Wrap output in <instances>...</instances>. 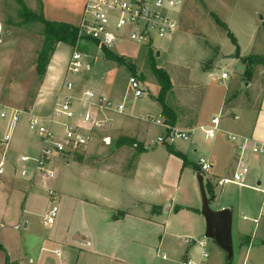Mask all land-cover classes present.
Wrapping results in <instances>:
<instances>
[{"label": "rangeland", "instance_id": "1", "mask_svg": "<svg viewBox=\"0 0 264 264\" xmlns=\"http://www.w3.org/2000/svg\"><path fill=\"white\" fill-rule=\"evenodd\" d=\"M22 5L35 14H43L41 0H0V103L30 113L28 109H33L43 96L53 94V88L47 91L46 80L50 78L49 72L53 74L56 71V78L58 73L53 68V55L45 78L42 80L38 76L36 61L43 43L44 28L39 23L24 22ZM177 19L178 29L172 39L156 38L151 45L124 40L109 49L119 56L133 59L137 65V74L130 73L124 66L109 60L100 45L90 42L76 47L66 45L69 47L66 49L69 54L68 63L72 54L78 51L85 56L88 66L81 75L69 76L76 85L77 95H81L85 90H93L114 96L119 101L125 100L126 113L132 114V117L117 114L112 124L123 120L124 125L131 129L135 122L146 125L150 128L148 142L157 140L159 126L154 121L161 119V106L157 100L161 84L156 69L166 72L172 82L167 103L179 116V129L184 130L183 128L191 126L196 119H209L217 113L218 106L215 102L218 98L221 100L224 97L229 101L237 99L242 108L254 107L259 110L262 105L264 0H185ZM218 20L235 36L237 45L232 42ZM233 55L236 57L231 58ZM250 56L258 57L259 61L250 66L252 73L246 74L244 59ZM224 73L228 75L227 78H222ZM132 77L141 81L144 95L140 99L129 95V81ZM67 78L66 67L64 77L58 82L62 84L61 90ZM58 80L59 78L56 82ZM224 114L233 115L230 110H224ZM28 119L27 114H22L20 122L12 131L7 122L0 123V141L5 134H12L11 146L6 156L5 174L0 176V234L4 246V249H0V264H61L65 258L60 244L61 237L67 229L74 226L77 197L87 203H96L99 201L98 197L104 195L113 200L117 209H126L135 205L133 202L138 200L135 192L140 191L146 193L143 195L150 202L173 205L170 214L166 216L170 221V230L164 237L162 250L167 259L160 258L156 264H185L187 256L197 263L219 264L223 259L225 264H229L227 254L213 240L206 239L204 235L198 236L197 232L195 234L191 229L190 220L193 218H200L202 227L205 229L206 226L201 215L202 195L197 172L184 165L176 169L175 160L169 157L167 146L158 143L140 154L137 165L141 169V175L136 182L124 176L105 179L100 167L92 166L101 161L99 157L103 159V156L93 152V148L103 147L99 141L100 133L97 132L94 133L89 148L86 147L89 143L77 147L70 156V163L81 173L79 179L68 183L67 162L55 158L52 166L56 171V178L40 184L41 178H33L34 163L21 162L23 155L38 156L41 147L38 136L29 130ZM52 129L59 135L65 133L59 124H53ZM122 137L130 138L144 148L148 143H140L125 133L119 135L113 144L111 141L104 160L112 159L113 162L129 166L135 161L137 149L133 146L118 148L116 142ZM189 144L188 141H179L175 145L177 147ZM210 144L211 141H206L202 136L201 147H209ZM198 156L200 151L196 158L191 153L188 160L195 162ZM175 158L184 161L178 156ZM21 167L32 170L31 178L25 179L20 175ZM174 167L175 176L171 177L169 182L178 185L179 189L162 187V182L167 183L168 173ZM164 171L167 173L165 179ZM124 172L130 173L127 169ZM224 176L232 178L233 170L228 169ZM49 185L55 191L54 197L49 194ZM67 193L72 194L75 200L66 197L69 196ZM215 195L216 201H212L210 205L213 210L223 205L233 210L232 264H242L237 240L238 228L242 224L250 226V223L243 221L245 212L242 204L245 200L257 201L258 195L233 184L216 185ZM208 196L211 197L209 191ZM183 205L199 209V215L190 211L181 215L184 221L189 223L187 226L180 222L179 218L182 217L176 215V208ZM54 206L58 208V215L54 224L49 226L45 223V217ZM26 222L29 223L28 229L24 228ZM16 226H20V229L16 230ZM191 230L192 234H188ZM200 240L206 241L210 258L202 257V249L198 246ZM43 247L48 250L43 252ZM55 250L61 251V255H56ZM247 264H254L253 258Z\"/></svg>", "mask_w": 264, "mask_h": 264}, {"label": "crops", "instance_id": "2", "mask_svg": "<svg viewBox=\"0 0 264 264\" xmlns=\"http://www.w3.org/2000/svg\"><path fill=\"white\" fill-rule=\"evenodd\" d=\"M41 1H43V15L45 19L48 21L63 22L74 26H79L81 23L87 2V0ZM68 48L69 47L65 44L58 45L54 54L53 68L57 70V78H59V80L56 82V71L53 74L49 72L48 76L50 78L46 80V88H48L47 91L53 88V94L45 95L37 101L33 109L28 113V117H30L31 114L46 117L53 111L55 99L62 87V84H58V82L60 81V78L64 77L69 60V54H67L66 50ZM111 97L115 99L114 96ZM215 104L218 106L216 107L217 113L213 114L209 119H196L191 126L183 128L184 130H193L200 126H211L212 119L220 117L221 131L218 133L217 137L212 140H206L204 138L206 141H211L210 146L205 148L201 147L203 134L201 131L197 130L193 138L188 141L190 143L189 145H179L177 147L176 145L171 146L176 154L172 153L168 148L169 157L175 160L176 169L181 165H184V161L175 157L178 156L182 159H186L188 165L184 166L190 169L193 168L197 172V175L199 173L195 168H199V158H206L213 163L212 171L204 176L205 184L206 182L210 183L214 188V195H211V197L214 196L212 201H216V185H237L235 183H228L225 185L219 184L223 179H230L229 177L224 176L228 169L233 170L234 173L238 168L240 159L249 165L250 173L245 184L237 186L256 193L258 199L257 201H243L242 209L245 212L243 221L250 223V226L242 224L238 228L237 240L241 251L242 264H247L252 258L254 264H264V215L260 216L262 205L261 188L264 180L262 171L263 163L249 151L244 152L241 157V151L238 149L239 143H234L229 138L230 134H234L240 137H250L257 142L264 143V95L259 110L254 109V107L242 108L239 106L237 99L229 101L224 97L221 100L218 98ZM224 110H230L233 115L224 114ZM159 113L160 118L165 121V117L162 116V108H160ZM127 115L132 117V114L127 113L126 116ZM233 116H237L239 119L236 120ZM140 120L142 121L141 118ZM179 122L180 119L178 116L177 124ZM177 124L175 127H177ZM133 126V129H131L124 125L123 120H120L100 132L101 137L99 141H101L103 147L98 149H95V147L93 148V152L95 151L98 156H103V159L102 157H99V160L101 159V161L96 162L92 166L97 168L100 167L103 172L102 174L106 177L105 179H116L118 176H124L130 177L132 178V181L136 182L140 177L141 169L139 168V165H137L140 154L137 155L134 163L129 166L113 162L112 159L104 160V158H106L105 155L107 150L110 149V145L103 143L105 137H110L112 141L111 144H113V141H116L119 135L125 133V135L127 134L132 138H136L140 143H149L148 136H150V128L146 125L142 126L139 122H135ZM158 131L159 135L163 133V129L160 127L158 128ZM198 133L201 135L197 136ZM90 144L91 143L86 147L89 148ZM92 146L93 145H91V147ZM165 146L169 147L168 145ZM199 151L200 156H198L195 162L188 160L191 153L196 158ZM70 156L71 154H67L60 158L67 162L66 177L68 183L74 182V179H79L81 177L79 170L74 168L73 164L70 163ZM126 169L129 170V174L124 172ZM31 173L32 170L30 171L26 167L20 168V175L25 179L31 178ZM166 175L167 173L164 171V179ZM250 175H252V178H250ZM173 176H175V167L173 170L169 171L167 183L163 181L162 187L168 186L169 188L174 187L176 190L179 189L178 185H173L169 182ZM43 181L44 180H42L40 184H43ZM51 190L53 189L51 188ZM143 194L146 193L144 191L135 192V197L138 199L137 202H133L135 205L126 209H117V206L113 205V200L104 195H100L97 199L99 201H96V203H87L80 197H77L76 206L74 207V226L67 229L61 237L60 244L65 253V258L61 261V264H156L157 260L160 258L166 260V253H162L164 237L170 230V221L166 216L170 214L173 205L150 202L145 199ZM67 195L69 196L66 197L75 200L72 194L67 193ZM212 201L210 202V205ZM180 207H182V209L176 211L178 212L176 215L182 217L179 219L184 226L189 224L186 223L183 216H181L184 215L186 211H190L194 215H199V209L197 207H188L186 205ZM224 208H229V206L223 205L218 207L217 210ZM231 211L233 213L232 209ZM256 220H258V222H255ZM190 221H192L191 229L195 231V234L197 232L198 236L205 235L204 232L206 231V226L205 229L202 227L200 218H193ZM28 227L29 223L26 222L24 228L28 229ZM190 232L191 233L188 232V234H192V230ZM245 238L246 243L243 244ZM183 239L187 240L186 238ZM2 240L3 237L0 234V249H4ZM254 241L259 243L255 244ZM47 250V247L42 248L43 252H46ZM55 252L56 255H61V251L55 250ZM164 255H166V258H164ZM208 258H210V255ZM187 259L192 260L188 256L186 260ZM185 264H187V262ZM193 264L205 263H197L193 261ZM219 264H225L223 259Z\"/></svg>", "mask_w": 264, "mask_h": 264}, {"label": "built area", "instance_id": "3", "mask_svg": "<svg viewBox=\"0 0 264 264\" xmlns=\"http://www.w3.org/2000/svg\"><path fill=\"white\" fill-rule=\"evenodd\" d=\"M184 2L185 0H87L79 24L80 36L97 41L100 46L108 49L114 48L124 40L143 45H151L156 38L169 40L177 32V15ZM87 68L85 56L78 51L74 52L67 66L68 78L55 99L51 114L46 117L31 114L28 119L29 130L35 133L41 142L38 156L21 157L22 163H34L33 178L39 177L44 181L55 179L57 174L52 166L55 158L72 154L77 147L86 146L92 140L94 133H100L112 125L115 115L127 114L125 100L119 101L93 90H85L81 95H77L76 85L69 76L77 77ZM227 77L226 73L222 75V78ZM129 95L134 99H140L144 95L141 81L135 77L129 81ZM22 114L28 115L0 103V123L7 122L11 131L20 122ZM233 118L239 119L237 116ZM154 123L163 129V133L157 137V140H152L145 146L147 150L158 143L175 145L179 141H190L197 130L202 132L206 140L216 138L221 131L220 117L213 118L211 126H200L193 130L179 129L161 119H156ZM53 124L61 125L65 133L59 135L54 132ZM229 138L232 142L239 143L241 157L244 152L249 151L263 163L264 176V143L234 134H230ZM11 141V133L5 134L0 141V176L5 174L6 156ZM103 141L109 145L111 138L105 137ZM198 165L204 176L213 169V163L206 158H200ZM249 173V165L240 159L232 178L223 179L219 184L244 185ZM262 183L260 216L264 214V180ZM49 194L51 197L55 196V192L51 189ZM57 215L58 208L54 206L46 215L45 223L53 225ZM15 228L19 230L20 226ZM198 246L202 249V257L208 258L210 254L206 250V241H198ZM187 264H193V261L187 259Z\"/></svg>", "mask_w": 264, "mask_h": 264}, {"label": "trees", "instance_id": "4", "mask_svg": "<svg viewBox=\"0 0 264 264\" xmlns=\"http://www.w3.org/2000/svg\"><path fill=\"white\" fill-rule=\"evenodd\" d=\"M22 16L24 18L25 23H39L43 26V43L41 50L38 53V58L36 61V70L38 73V76L40 79H44L45 75L47 73V68L51 62V59L53 55L56 52V49L58 45L65 44L72 47H76L78 44L81 45L84 42H90L93 44L100 45L97 41L91 40L89 38H85L80 36V27L74 26L71 24L63 23V22H54V21H48L45 19L44 15L42 13L35 14L31 12L26 6L22 5ZM218 23L224 28L228 36L231 38L232 42L237 45V40L235 36L228 30V27L222 23L220 20H218ZM103 47V46H102ZM104 53L106 57L113 61L118 63L121 66H124L130 73L137 74V65L135 61L131 58H127L125 56H119L115 54L114 52L110 51L108 48L103 47ZM151 54V53H150ZM259 61L258 57L250 56L244 59V63L246 64V74H251L252 71L250 69V66L254 63H257ZM156 75L159 79V82L161 84V90L157 97L158 102L160 103V106L162 108V116L165 117V122L171 126H176L178 121V115L175 109L171 108L167 103V95L172 89V82L168 76V74L161 69H156ZM32 110V107L28 109V112ZM116 146L118 148L122 146H133L137 149V154L134 157V160L136 159L137 155L146 152L145 148L139 145L136 141L122 137L117 140ZM169 150L176 154L174 149L171 147V145H168ZM178 154V153H177ZM184 160V165H188L187 160ZM198 173H201L200 168H195ZM209 193L211 195H214V188L211 186L210 183H207L206 185ZM182 207H177L176 211H180ZM246 243V238L243 241V244ZM229 263V261H228Z\"/></svg>", "mask_w": 264, "mask_h": 264}, {"label": "water", "instance_id": "5", "mask_svg": "<svg viewBox=\"0 0 264 264\" xmlns=\"http://www.w3.org/2000/svg\"><path fill=\"white\" fill-rule=\"evenodd\" d=\"M230 57L235 58L236 55ZM261 61L264 63V58ZM197 179L202 195L201 215L206 222L204 237L213 240L227 254L229 264H232L234 257L233 213L229 208L213 210L210 202L214 199V196L210 198L208 196L204 175L199 173Z\"/></svg>", "mask_w": 264, "mask_h": 264}]
</instances>
